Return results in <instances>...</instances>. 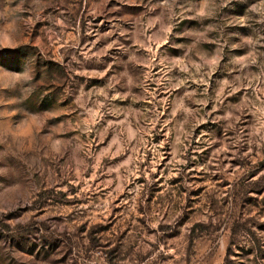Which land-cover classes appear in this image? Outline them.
<instances>
[{
  "label": "rangeland",
  "instance_id": "374dc122",
  "mask_svg": "<svg viewBox=\"0 0 264 264\" xmlns=\"http://www.w3.org/2000/svg\"><path fill=\"white\" fill-rule=\"evenodd\" d=\"M0 264H264V0H0Z\"/></svg>",
  "mask_w": 264,
  "mask_h": 264
},
{
  "label": "trees",
  "instance_id": "16d2710c",
  "mask_svg": "<svg viewBox=\"0 0 264 264\" xmlns=\"http://www.w3.org/2000/svg\"><path fill=\"white\" fill-rule=\"evenodd\" d=\"M4 226H6V225H4Z\"/></svg>",
  "mask_w": 264,
  "mask_h": 264
}]
</instances>
